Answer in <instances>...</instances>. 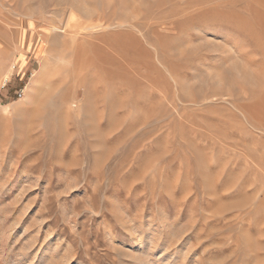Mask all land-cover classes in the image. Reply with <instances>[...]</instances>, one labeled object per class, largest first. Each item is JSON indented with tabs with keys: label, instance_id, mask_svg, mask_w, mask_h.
Listing matches in <instances>:
<instances>
[{
	"label": "rangeland",
	"instance_id": "obj_1",
	"mask_svg": "<svg viewBox=\"0 0 264 264\" xmlns=\"http://www.w3.org/2000/svg\"><path fill=\"white\" fill-rule=\"evenodd\" d=\"M0 264H264V0H0Z\"/></svg>",
	"mask_w": 264,
	"mask_h": 264
},
{
	"label": "built area",
	"instance_id": "obj_2",
	"mask_svg": "<svg viewBox=\"0 0 264 264\" xmlns=\"http://www.w3.org/2000/svg\"><path fill=\"white\" fill-rule=\"evenodd\" d=\"M22 91H23L22 89H19V90H18V92H17V96H18V97H21V96H22V94H23Z\"/></svg>",
	"mask_w": 264,
	"mask_h": 264
},
{
	"label": "bare ground",
	"instance_id": "obj_3",
	"mask_svg": "<svg viewBox=\"0 0 264 264\" xmlns=\"http://www.w3.org/2000/svg\"><path fill=\"white\" fill-rule=\"evenodd\" d=\"M77 90H78V89H77ZM76 93H78V91H77V92H75V94H76ZM77 95H78V94H77ZM98 127H99V126H98ZM239 213H240V212H239ZM249 214H250V213H249ZM234 216H235V215H234ZM238 217H239V215L237 216V218H238Z\"/></svg>",
	"mask_w": 264,
	"mask_h": 264
}]
</instances>
